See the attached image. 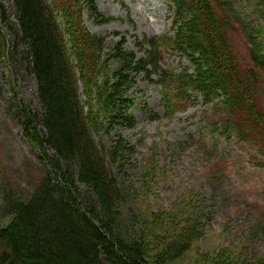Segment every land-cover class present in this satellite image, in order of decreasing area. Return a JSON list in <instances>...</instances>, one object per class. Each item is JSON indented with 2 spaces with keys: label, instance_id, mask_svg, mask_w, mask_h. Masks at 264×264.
<instances>
[{
  "label": "trees",
  "instance_id": "16d2710c",
  "mask_svg": "<svg viewBox=\"0 0 264 264\" xmlns=\"http://www.w3.org/2000/svg\"><path fill=\"white\" fill-rule=\"evenodd\" d=\"M168 1L174 7L173 34L137 41L145 53L138 58L124 49V37L105 53L103 38L86 31L81 2L99 22L108 21L93 0H76L74 6L68 2V9L61 6L63 13L58 14L47 0H8L13 16L0 0V63L16 62L34 77L42 108L38 117L13 96L8 115L21 124L40 162L49 169L25 198L5 195L10 219L0 227V264H159L161 255L165 264L188 250L191 237L197 235L195 221H180L189 229H177L169 222L173 236L168 230L169 238L163 237L162 246L154 249L157 244L148 243L141 221L124 219L125 202L135 198L125 186L126 157L133 154L134 146L119 134L113 140L112 132L117 126L135 125L126 94L140 73L148 79L157 76L166 116L182 105L176 100L190 102L192 92L200 94L204 103L222 97L225 131L231 126L240 135L247 131V137L264 150V125L258 123L261 111L246 86L250 77L257 83L263 62L253 45L252 64L242 81L226 32L238 13L229 0H216L214 7L211 0ZM168 51L190 66L162 67ZM100 133L109 143L96 139ZM108 164L116 169L115 177ZM82 186L92 192L91 204L84 201ZM164 215L175 219L171 212ZM146 223L143 218L142 224ZM231 255L225 254L223 264H264V256L234 261Z\"/></svg>",
  "mask_w": 264,
  "mask_h": 264
},
{
  "label": "rangeland",
  "instance_id": "374dc122",
  "mask_svg": "<svg viewBox=\"0 0 264 264\" xmlns=\"http://www.w3.org/2000/svg\"><path fill=\"white\" fill-rule=\"evenodd\" d=\"M48 1L57 14L63 13L61 6L68 9V2L73 6L76 2ZM93 1L108 21L99 22L94 18L85 2L80 3L81 21L86 31L103 38L105 53L124 37V49L141 58L145 53L136 45L137 41L143 37L173 34V13L165 0ZM211 1L212 7L217 5L216 0ZM3 2L13 16V5L8 0ZM229 3L238 16L230 19L231 27L226 32L242 81L252 64L250 49L253 45L261 55L263 67L257 83L250 77L252 80L245 85L261 111L258 116L261 120H256L264 125V0H229ZM160 64L176 70L190 66L186 59L169 51ZM17 65L16 62L0 63V227L10 219L4 204L5 195L12 193L14 198L17 195L25 198L40 178L49 174L21 124L8 115L13 96L28 104L38 117L42 112L34 77ZM160 90L155 74L149 79L143 73L135 76L126 94L132 102L129 112L135 116V125L131 128L117 126L112 132L113 140L118 139L119 134L134 146L133 154L126 157L125 186L135 198L125 202L122 208L125 221H141L140 226L145 227L149 235L148 243L157 244L154 249L162 246L163 237L169 238L168 230L173 236L169 222L177 229H189L179 225L183 219L196 222L197 235L191 237L188 250L165 264H213L212 260L223 264L228 251L234 261L264 256L263 146L261 149L254 138L247 137V131L242 134L245 139L232 126L225 131L221 125L222 118L227 120L222 97L204 103L201 95L192 92L190 102L176 100L182 105L174 114L166 116ZM96 139L109 143V138L101 133ZM62 164L66 167L64 162ZM108 170L111 177L116 176V169L109 164ZM81 194L84 201L91 204L92 192L82 186ZM158 211H161L159 215L154 216ZM166 212L173 213L175 219L164 215ZM141 218L147 221L146 226ZM181 235L176 234L177 238ZM158 263L164 264L163 255Z\"/></svg>",
  "mask_w": 264,
  "mask_h": 264
}]
</instances>
